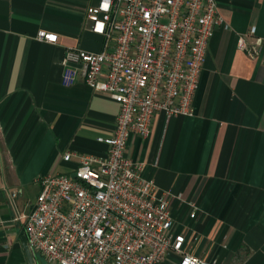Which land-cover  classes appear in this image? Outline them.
<instances>
[{
    "label": "crops",
    "instance_id": "crops-1",
    "mask_svg": "<svg viewBox=\"0 0 264 264\" xmlns=\"http://www.w3.org/2000/svg\"><path fill=\"white\" fill-rule=\"evenodd\" d=\"M216 2L228 27L216 25L208 42L193 115L157 113L150 135L129 136L125 155L171 193L185 252L216 264H264V0ZM95 3L0 0V264H29L9 193L27 213L38 176L74 168L64 152L107 154L97 138L113 134L118 104L82 80L64 85L60 63L68 47L101 49L86 19ZM251 26L262 39L255 59L238 46ZM41 30L57 41L39 40Z\"/></svg>",
    "mask_w": 264,
    "mask_h": 264
},
{
    "label": "built area",
    "instance_id": "built-area-1",
    "mask_svg": "<svg viewBox=\"0 0 264 264\" xmlns=\"http://www.w3.org/2000/svg\"><path fill=\"white\" fill-rule=\"evenodd\" d=\"M86 19L101 36V49L66 48L62 83L82 80L115 101V129L97 138L106 156L66 151L62 159L75 161L70 172L38 176L27 213L18 212L16 191L9 193L32 256L46 264H162L169 255L175 264H216L184 251V235L173 230L171 193L125 155L129 136L150 135L157 113L193 115L208 42L216 25L228 27L216 0H96ZM37 38L54 43L57 34L41 30ZM238 46L259 56L262 39L254 26ZM188 204L193 216L195 203Z\"/></svg>",
    "mask_w": 264,
    "mask_h": 264
},
{
    "label": "water",
    "instance_id": "water-1",
    "mask_svg": "<svg viewBox=\"0 0 264 264\" xmlns=\"http://www.w3.org/2000/svg\"><path fill=\"white\" fill-rule=\"evenodd\" d=\"M20 241H21V245H22V249H23V252H24V255L28 261L29 264H35V261H34V258L27 246V243H26V238L25 236H21L20 237Z\"/></svg>",
    "mask_w": 264,
    "mask_h": 264
},
{
    "label": "rangeland",
    "instance_id": "rangeland-1",
    "mask_svg": "<svg viewBox=\"0 0 264 264\" xmlns=\"http://www.w3.org/2000/svg\"><path fill=\"white\" fill-rule=\"evenodd\" d=\"M35 264H46L45 261L40 256H34ZM167 264H175V259L170 255L165 260Z\"/></svg>",
    "mask_w": 264,
    "mask_h": 264
}]
</instances>
